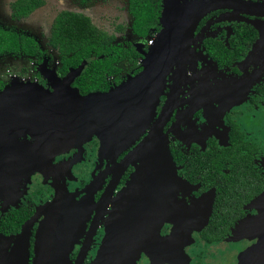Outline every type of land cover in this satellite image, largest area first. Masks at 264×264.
<instances>
[{"label": "flooded vegetation", "instance_id": "1", "mask_svg": "<svg viewBox=\"0 0 264 264\" xmlns=\"http://www.w3.org/2000/svg\"><path fill=\"white\" fill-rule=\"evenodd\" d=\"M42 1L19 19L12 18L10 3V18L27 19L45 5ZM145 2L148 27L144 33L134 31L131 0H126L125 9L128 29L114 28L118 34L127 30L126 43H118L114 34L104 31L130 59L113 63L118 73L107 77L108 88L98 92L138 74L165 31L163 0ZM211 7L193 29L186 66L181 70L174 66L166 75L150 125L122 152L117 154L115 148L101 154V142L93 135L43 159L39 166L26 160L0 166V264H96L107 223L116 214L117 195L136 171L135 166L123 169L119 164L164 116L162 136L179 180L160 189L146 188L148 193L162 194L157 202L154 195H143L151 203L148 218L139 215L135 223L142 225L128 227L147 232L142 249L132 253L135 264H209L213 248L223 245L228 248L225 256L229 249L239 256L259 246L250 263L244 264H264V0H223L212 2ZM191 14L188 7L181 9L179 20L187 26ZM51 25L47 45L57 57L56 69L51 65L53 54L41 49L34 37L0 27L12 33L17 43L31 39L37 48L35 54L4 50L0 56L31 59L33 68L24 78L41 83L24 82L50 90L52 72L63 78L84 60L90 59L88 66L103 58L83 59L61 75L58 52L48 42ZM120 64L132 66L126 77H121ZM7 76L0 74V91L10 85ZM74 82L71 86L76 88ZM25 139L30 140L19 138L22 143ZM20 148L32 152L31 147ZM112 252L115 256L116 248ZM236 261L242 264L239 257Z\"/></svg>", "mask_w": 264, "mask_h": 264}, {"label": "water", "instance_id": "2", "mask_svg": "<svg viewBox=\"0 0 264 264\" xmlns=\"http://www.w3.org/2000/svg\"><path fill=\"white\" fill-rule=\"evenodd\" d=\"M222 1L195 0L187 5L185 0H163L165 31L147 53L142 70L107 92L81 95L71 86L90 59L70 69L63 78L55 72L49 74L52 90L29 82H15L5 87L0 91V166L26 160L36 167L44 163L43 159L65 152L93 135L101 142V154L115 148L117 154L122 152L137 140L142 128L150 125L168 72L174 66L177 70L186 66L188 42L197 21L212 8V2ZM186 7L192 11L187 16V26L179 20V11ZM165 119L166 116L156 122L119 164L123 169L135 166L136 171L117 195L116 214L112 216L113 221L107 223L96 264H135L132 253L142 249L147 232L128 227L142 225L135 223L139 215L148 218L151 203L143 195H154L153 200L157 202L162 194L148 193L146 188L160 189L179 180L167 140L162 136ZM27 137L29 141L20 142L19 138ZM22 146L31 147L32 152L19 149ZM121 225H125L124 230L120 229ZM112 248H116L115 256Z\"/></svg>", "mask_w": 264, "mask_h": 264}, {"label": "trees", "instance_id": "3", "mask_svg": "<svg viewBox=\"0 0 264 264\" xmlns=\"http://www.w3.org/2000/svg\"><path fill=\"white\" fill-rule=\"evenodd\" d=\"M42 4V0H18L10 5L11 16L14 19L27 16ZM131 11L136 17L134 31L144 33L148 27L147 3L145 0H131ZM113 41V36L96 28L88 17L67 11L55 16L48 40L50 46L58 52L61 75L70 67H77L83 59L103 57L93 60L75 80L73 85L83 95L105 91L108 88L107 77L118 73L113 63L123 58L130 59L126 50L113 45ZM33 42L31 39L21 38L19 44L12 33L0 30V53L4 50H23L25 53L35 54L37 48Z\"/></svg>", "mask_w": 264, "mask_h": 264}, {"label": "rangeland", "instance_id": "4", "mask_svg": "<svg viewBox=\"0 0 264 264\" xmlns=\"http://www.w3.org/2000/svg\"><path fill=\"white\" fill-rule=\"evenodd\" d=\"M12 1L15 0H0V27L6 31H13L17 34L34 37L39 42L41 49L47 51L50 56L53 54L51 56L53 60L51 65L54 69L57 67V57L54 53L50 52L48 48L47 36L54 17L58 12L65 9L88 16L97 28L114 34L118 43H126L127 41V30L124 34H118L114 30L117 25H123L125 29H128L129 20L128 16L125 15L126 0H90L86 3H82L80 0H44L45 5L43 7L37 9L27 19L20 22L10 18L9 4ZM30 63L31 59L28 60L24 57H15L11 55L0 56V74H5V76L8 75L7 81H10V85L15 82L24 81L41 83L38 79L30 80L24 78L26 71L33 68ZM119 66L122 70L121 77H126L127 74L129 75L132 71V66L127 64H120ZM6 70H9V72L4 73ZM144 129L145 127L142 128L141 131ZM227 249L226 245H223V247L219 249L218 247H214L213 259L209 264H237L236 259L238 257L242 264L250 263L252 256L258 251L259 246L243 250L239 256L236 254L232 255L230 249L225 256ZM262 257L264 258V255H262Z\"/></svg>", "mask_w": 264, "mask_h": 264}]
</instances>
